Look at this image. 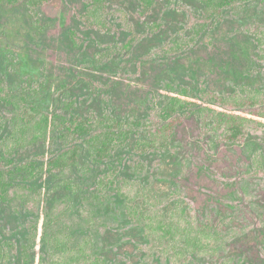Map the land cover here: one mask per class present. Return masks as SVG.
<instances>
[{
    "label": "rangeland",
    "instance_id": "1",
    "mask_svg": "<svg viewBox=\"0 0 264 264\" xmlns=\"http://www.w3.org/2000/svg\"><path fill=\"white\" fill-rule=\"evenodd\" d=\"M173 2L169 5L168 0H156L153 10L142 16L136 0H110L108 8L124 10L139 38L129 51L112 52L99 60L96 53L108 43L124 41L126 33L119 29L108 35L83 28L77 14L83 10L84 0L42 3L37 8V26L23 2H0V79L13 90L29 88L33 91L31 98L50 113L61 112L64 99L72 98L81 114L106 108L122 119L148 117L168 93L161 88L165 82L188 86L194 94L202 84L219 92H229L239 85L264 87V70L256 57L255 44L242 30L250 19L264 24V0H254L236 14L226 11L211 29L209 43L199 35L179 53L157 56V47L165 41L191 34L181 5L193 16L200 8L198 0ZM154 22H160L158 29H146ZM69 29L77 31V44L68 38ZM6 131L3 126L0 135ZM258 135L256 143L261 151L253 156L252 167L242 147L222 146L205 153L189 144V159L181 164L177 191L171 195L184 197L198 220L209 219L233 229L225 244L226 253L220 254L231 264H264V134ZM47 153L46 145L36 144L18 153L17 158ZM132 159L125 150L110 160V165L118 166L119 179L123 178L118 184L127 195L136 194L138 181L158 193L169 185L171 179L163 173L159 158L139 157L144 167L136 171L129 166ZM108 166L104 163L73 169L64 177L71 190L58 189L53 179L43 176L35 183L39 194L25 206L1 203L0 236L17 245L24 242L27 227L33 224L37 229L30 255L36 264L42 253L43 209L64 196L55 203L59 218L51 230L59 232L66 224L71 237L69 248L83 243L82 235L89 234L92 251L104 258L105 264H163L156 254L144 252L141 230L125 217L121 199L113 189H109L104 202H100V195L88 201Z\"/></svg>",
    "mask_w": 264,
    "mask_h": 264
},
{
    "label": "trees",
    "instance_id": "2",
    "mask_svg": "<svg viewBox=\"0 0 264 264\" xmlns=\"http://www.w3.org/2000/svg\"><path fill=\"white\" fill-rule=\"evenodd\" d=\"M46 1L0 0L6 5L23 2L35 26L39 24L37 8ZM109 1L84 0L83 10L77 14L85 29L108 35L119 29L126 33L124 41L108 43L97 52L96 60L112 52L129 51L139 38L126 12L121 8L111 11ZM198 1L200 8L194 16L181 5L190 24L188 38H170L157 47L155 55L179 53L199 35L209 43L211 29L226 11L236 14L254 0ZM136 2L142 16L149 14L156 4V0ZM174 3L168 0L169 5ZM159 26L160 22L148 23L146 29L154 31ZM242 30L251 35L256 57L264 70V24L250 19L242 25ZM68 38L77 44V31L69 29ZM161 88L168 93L148 117L122 119L106 108L100 112L89 109L81 114L76 111L72 98L64 99L61 112L50 113L31 98L33 91L29 88L13 90L0 79V133L3 126L7 129L0 135V204L25 206L39 194L34 189L35 183L43 176L53 179L58 189L71 190L72 185L64 180L65 175L75 168L107 163L108 171L100 177L95 193L87 199L94 201L100 195V202H104L109 189H113L121 199L125 217L140 228L147 255L156 254L163 264H229L227 257L220 254L226 253L225 244L233 229L209 219L198 220L184 197L171 195L177 191L181 164H187L189 159V144L205 153L216 152L222 146H239L249 167L255 164L253 156L261 151L256 139L259 133L264 134V87L239 85L229 92H219L202 84L195 94L188 86L169 82ZM36 144L46 145L48 153L17 158L18 153ZM125 150L134 158L129 166L135 171L144 167L139 157L159 158L163 173L171 179L169 185L158 193L138 181L136 194L129 196L123 192L118 184V166L110 165V160ZM61 198L66 197L55 198L50 207L43 209L42 253L36 264H105L104 258L92 251L89 234L82 235L83 243L77 242L69 248L68 226L64 224L59 232L51 230L53 222L59 218L55 203ZM36 229L33 224L29 225L24 242L17 245L0 236V264H34L35 258L30 254L34 250Z\"/></svg>",
    "mask_w": 264,
    "mask_h": 264
}]
</instances>
